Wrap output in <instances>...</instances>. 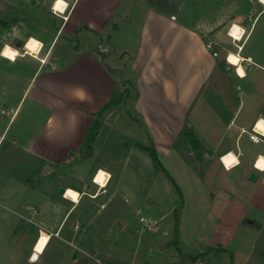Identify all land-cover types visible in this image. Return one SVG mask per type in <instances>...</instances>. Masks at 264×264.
Returning a JSON list of instances; mask_svg holds the SVG:
<instances>
[{
	"label": "crops",
	"instance_id": "obj_1",
	"mask_svg": "<svg viewBox=\"0 0 264 264\" xmlns=\"http://www.w3.org/2000/svg\"><path fill=\"white\" fill-rule=\"evenodd\" d=\"M44 1L40 0V3ZM122 1L124 0H64L67 6L63 13H58L53 9V0L51 10L59 15L62 23L59 31L49 41L46 53L39 59L29 56L37 60V66L28 69V75L22 72L17 75L0 71V79L3 77L10 86L14 83L24 84L18 101L9 105L7 112L0 110V115L6 117L4 121L0 120V148L7 144L4 146L6 151L0 156V164L9 151L19 154L23 159L31 160L37 166L34 171L36 183L39 182L38 179L42 180L40 173L49 168L48 172L50 175L54 174L53 180L56 182L52 189L53 194L57 186L72 189L78 194L84 190V185L85 190L89 189L87 183L90 166L86 165L85 161L73 164V157L80 149L93 115L107 102L113 88L121 81L119 74L114 73L120 72L121 69L115 64L113 66V63L109 64L110 60H106V63L102 61L101 52L103 53L104 49L101 50L97 45V51H89L83 43H78L75 49H71L64 38L69 39L76 29L82 28L86 33L99 37L102 34L103 38L116 39L117 35L119 36V28L113 24L114 28L109 30L108 26L111 19L118 15V7ZM212 1L217 6L223 5V8L215 12L212 20L206 25H187L177 21L175 14L181 5L174 11L175 14L167 16L163 11L160 13L142 4L141 26L134 49L129 51L127 47H113V51L116 53L114 55H129L127 61L135 78L126 80H132L138 93L136 114L154 144L156 156H177L180 165L186 167L192 176L198 173L196 179H203V176L208 174L216 175L224 186V203L232 208V218L227 221L233 222L234 226L228 222L219 227L220 237H217L216 242L192 252L191 249L189 252L182 249L179 253L187 255L190 259H197L200 264L201 258L207 264H247L259 237V230L264 226V171L255 167L258 158L264 157V139L263 142L254 144L240 131L249 132L260 119L264 121V113L258 110L261 101L264 102V95L262 93L257 100L251 99L249 105L252 109L248 113H245V110L244 114H241V104L232 106L227 96L231 70L226 74L222 73L218 53L212 46L218 47V31L229 24L243 30L242 38L236 43L238 51L236 47L234 50L242 60L241 67L247 73L245 64H252V61L249 56H241V53L249 39L252 24L260 13L246 28L241 21V15L233 14L241 12L239 5L245 1L247 5L252 6V0ZM256 3L261 4L257 0ZM64 13L66 16H63ZM118 16L123 14L119 12ZM120 22L130 23L131 20L120 19ZM204 35L210 36V51L204 48ZM57 37H64L62 41L65 46L55 53L59 39ZM43 46L41 43V49ZM212 52L217 54L215 58L212 57ZM229 66L230 69L234 68ZM233 70L238 81L246 79L247 75L241 79L237 76L235 68ZM23 77L26 79L23 80ZM24 97L30 98L26 112L22 111L24 101H21ZM18 117L19 126L8 137V131ZM185 129L190 130L200 145L198 163H187L180 153L173 150V143ZM132 153L141 155L137 151L130 152L127 159ZM229 153L239 163L227 169L222 160L219 161V157ZM99 171L105 173L102 170L97 173ZM251 171L257 175L254 183L246 180ZM95 176L93 183L103 188L105 185L94 181ZM65 178L66 182L71 183H66ZM63 182L68 185H62ZM36 183L31 184L0 167L1 216L6 219L7 213L9 216L12 214L19 221L32 225L36 229V237L42 231L49 234L59 233L71 212L57 203L51 192L40 190ZM1 204L9 205L10 209L2 207ZM49 207L52 209L48 211ZM44 212L53 216L50 217L53 224L49 226L54 228L53 231L46 228L47 223L43 221ZM237 233H240L239 237L244 240L248 239L246 248H249L244 251L243 257L242 252L225 245V241L232 242V237ZM48 236L50 238L51 235ZM31 246L28 250L33 252V245ZM30 254L25 257V264L31 263Z\"/></svg>",
	"mask_w": 264,
	"mask_h": 264
},
{
	"label": "rangeland",
	"instance_id": "obj_2",
	"mask_svg": "<svg viewBox=\"0 0 264 264\" xmlns=\"http://www.w3.org/2000/svg\"><path fill=\"white\" fill-rule=\"evenodd\" d=\"M52 1L45 0L40 3V0H0V53L5 46L19 52L15 62H10L0 55L2 73L18 75L22 72L28 75V69L37 66V60L23 56V45L27 37H33L44 44L42 49L40 47L41 50L36 58L39 59L46 53L49 41L59 31L62 23L59 15L51 10ZM137 1H122L118 7V15L120 12L123 16L116 15L111 19L109 30L114 28L113 24L119 28V36L117 35L116 39L103 38L102 34L99 37L86 33L82 28L76 29L77 34L74 33L69 39L57 37L59 39L55 46V53L65 46L63 38L67 40L71 49H75L78 43L86 44L89 51H97V45L101 50L104 49L105 51L101 52L102 61L106 63V60H110L109 64L113 63V66L115 64L121 69V73L118 71L114 73L119 74L121 81L116 87H119L124 99L117 108L99 118V129L90 147V157L84 159V149L78 151L73 157V164L85 161V164L90 166L87 183L89 189L85 190L86 185H84L77 203L53 194L52 189L56 184L53 180L54 174L40 173L42 180L38 179L39 182L36 183L34 171L37 166L31 160L23 159L19 154L9 151L0 167L31 184L36 183L45 193L51 192L55 201L70 211L71 215L59 233L49 234L42 231L36 237L34 234L36 229L32 225L23 223L12 214L9 216L8 213V217L4 219L0 212V264H25V257L31 253L28 247L35 244L41 233L51 235L50 241L38 260L30 264H200L197 261L191 263L179 253V250L185 249L189 252L191 249L190 252H192L205 248L220 237L219 227L228 222L234 226L233 222L227 221L232 218V208L224 203L225 193L222 190L224 186L216 175L208 174L203 176V179H196L198 173L192 176L186 167L180 165L177 156L170 158L156 156L158 163L170 177L168 179L165 174L157 171L146 154L138 149V145L154 149V144L140 117L136 114L135 103L138 93L132 83L135 74L130 71L131 65L127 61L129 55L124 53L120 56L114 55L116 53L113 51V47L117 49L127 47L129 51L134 49L141 26V5L149 7L148 1L153 4L150 7L160 13L163 11L167 16L175 14L174 11L181 5L175 14L176 19L187 25L194 23L206 25L212 20L215 12L223 8L221 7L223 5L217 6L212 0ZM246 2L239 5L241 12L233 16L241 15V21L248 28L253 18L260 13L252 24L249 39L241 53V56H249L253 65L245 64L248 74L243 81L236 79L234 68L231 67L229 73L231 82L227 87L228 101L232 106L241 104V114H244L245 110V113H248L252 109L249 105L251 99L257 100L262 93L264 95V10H261L264 8L258 5L256 0L251 1L252 6L247 5ZM63 16H66V13ZM120 19L131 20V22L121 23ZM230 26L232 25L229 24L228 27L218 31L216 39L218 47L211 42L213 50L218 53V61L229 53L237 54L231 40L226 36ZM208 35L202 37L205 43H203L204 48L206 44L210 45ZM15 42L20 43L19 48L14 46ZM236 43L238 42H235V45ZM21 55L23 57H20ZM110 72L113 73L112 70ZM222 73L227 72L222 70ZM25 79L26 77H23V80ZM23 85V83H14L10 86L3 77L0 79V110L7 112L9 105L18 101ZM29 99L24 97L21 101V103L24 101L23 112L28 110ZM258 110L264 113L263 100ZM4 119L6 117L0 115V120L4 121ZM18 122L19 117L10 127L8 137L16 131ZM184 133L185 131L181 134ZM177 140L172 147L174 151L180 153L184 161L200 162L197 150L192 151L187 147L177 151L175 147ZM6 145L5 143L4 146ZM4 146L0 148V156L6 151ZM136 151L141 155L132 153L127 159L130 152ZM187 158L193 161L188 162ZM98 170L104 171L109 176L103 188L93 183ZM66 180L67 178L65 182ZM65 182L62 185H68ZM115 189L116 193H114ZM1 206L10 209L9 205L1 204ZM51 209L49 207L48 211ZM50 217H53L51 213H43V221L47 223L46 228L53 231L54 228L49 227L53 224ZM140 218L143 223L138 222ZM175 221L177 230L173 236L172 226ZM239 234L232 237V242L225 241V245L231 249L236 248L242 252L243 257L244 251L249 248H246L248 239L244 240L243 237H239ZM258 236L247 264H264V226L259 230ZM241 239L243 241H240ZM173 240L176 243L175 246L171 245ZM168 250H170L169 253ZM83 258L85 262H80ZM226 258L229 259L228 256ZM199 260L202 261L201 264H207L202 258Z\"/></svg>",
	"mask_w": 264,
	"mask_h": 264
},
{
	"label": "trees",
	"instance_id": "obj_3",
	"mask_svg": "<svg viewBox=\"0 0 264 264\" xmlns=\"http://www.w3.org/2000/svg\"><path fill=\"white\" fill-rule=\"evenodd\" d=\"M148 4L150 6H153V4L148 1ZM157 8V6H154ZM128 84V83H127ZM129 85V84H128ZM124 97L123 94L121 92V90H119V87H114L112 92L110 93V96L107 100V102L93 115V120L86 132V135L83 139V142L80 146L79 151L82 149H84L85 151V156L84 159L89 158L91 155V144L94 141V137L99 129V118L109 114L111 111H113L115 108H117L119 106V104L122 103ZM185 133L181 134L180 138L177 140V142L175 143V147L177 149V151H181L187 147H189L190 150L194 151L197 150L198 153L201 151L200 149V145L198 144V142L193 138V136L190 134V130L185 129L184 130ZM183 133V132H182ZM138 149L140 151H142L144 154H146L148 160L150 161L151 165L157 170L160 171L161 173L165 174V176H167L168 179H170V177L167 175V173L164 171V169L160 166V164L157 161L156 158V154L155 151L152 147H145L142 145H138ZM197 153V156H198ZM196 156V157H197ZM188 162H192L193 159L187 158ZM174 187L176 188V186L174 185ZM172 233L173 236H175L176 234V230H177V225H176V221L174 222L173 226H172ZM173 243L171 244L172 246H175V241H172ZM186 259H188V261H190L191 263H195V261L197 259H190L187 255H184Z\"/></svg>",
	"mask_w": 264,
	"mask_h": 264
},
{
	"label": "bare ground",
	"instance_id": "obj_4",
	"mask_svg": "<svg viewBox=\"0 0 264 264\" xmlns=\"http://www.w3.org/2000/svg\"><path fill=\"white\" fill-rule=\"evenodd\" d=\"M58 3H59V7H58ZM260 3L262 5H264V0H260ZM66 3L63 2L60 3V0H55L54 4H53V9L58 12V13H63L64 10H65V7H66ZM229 35L232 36L234 38V40H237L239 39V35H240V30L237 28V26H233L232 29L230 30L229 32ZM40 43L34 39V38H28L26 40V42L24 43L23 45V50H24V55H27V56H31L34 58V56L36 57L38 52L40 51ZM240 50V49H239ZM5 51H8L9 52V55L12 54V51H16L15 49H12L10 48L9 46H6L4 47L3 52ZM229 55H232L233 57H237L238 58V63L236 65H231L235 68V71L237 69V67H241L240 63H241V59L239 58V56L237 55H234V54H229ZM228 55V56H229ZM3 58L7 59V60H10L9 58L1 55ZM19 55H17L15 57V59L18 57ZM22 56V55H21ZM227 56V58H228ZM11 61V60H10ZM228 63V62H227ZM237 73V72H236ZM254 130L259 132V133H264V121L262 119H260L254 126ZM231 158H234V162H229L231 160ZM222 163L224 164L225 168L227 169H230L231 167H233L235 164H236V159L235 157L229 153V154H226L224 155L222 158ZM107 180V174L99 171L96 176H95V179L94 181L100 185H106V181ZM66 190V188H65ZM65 190L63 192V194L61 196H63L65 198ZM73 194H76V192L74 191ZM66 200L70 201V202H73L71 197L69 198H65ZM77 200H78V197H77ZM49 236L45 233H41L37 239V241L35 242V244L33 245V252H31L30 254V257H29V261L31 263H35L38 258H39V254L43 253V251L45 250L47 244H48V241H49ZM41 248L40 251H37V248Z\"/></svg>",
	"mask_w": 264,
	"mask_h": 264
},
{
	"label": "clouds",
	"instance_id": "obj_5",
	"mask_svg": "<svg viewBox=\"0 0 264 264\" xmlns=\"http://www.w3.org/2000/svg\"><path fill=\"white\" fill-rule=\"evenodd\" d=\"M7 48V46H6ZM5 53H9L8 51H5L3 53H0V55H3L7 58H9L12 62H15V57L17 55H19V52L18 51H12V54L11 55H6ZM227 62L229 65H236L238 63V58L237 57H233L232 55H229L228 58H227ZM236 72H237V76L241 79H243L247 73L244 71V69L242 67H237L236 69ZM236 163L238 164L239 161L237 160ZM256 169L259 170V171H264V157H259L258 160H257V163L255 165ZM74 193V190L72 189H66L65 190V198H69L71 197L72 201L74 203H77L78 200H77V197L79 196L78 193H76V199H73L72 198V194Z\"/></svg>",
	"mask_w": 264,
	"mask_h": 264
},
{
	"label": "built area",
	"instance_id": "obj_6",
	"mask_svg": "<svg viewBox=\"0 0 264 264\" xmlns=\"http://www.w3.org/2000/svg\"><path fill=\"white\" fill-rule=\"evenodd\" d=\"M257 2L260 4V0H257ZM260 5H261V4H260ZM261 6L264 8V5H261ZM232 27H233V26H230V27H229V29H228V31H227V33H226V36L231 40V43H232L233 47H236V49H237V51H238V46L235 45V42H239L240 39L242 38V36H243L244 33H243V30H241L239 27H237V28L240 30V35H239V39L234 40V38H233L232 36L229 35V32H230V30L232 29ZM205 49L208 50V51H210V50H211V46H210L209 44H206V45H205ZM211 55H212V57H214V58L217 56V54H216L215 52H212ZM226 56H227V55H226ZM226 56H225V58H224L225 62L227 61V57H226ZM226 64L229 65L227 62H226ZM254 126H255V124L252 126V128L250 129L249 132H245V131L242 130V131H240V133H241V134H245L250 142H252V143H254V144H258V143L263 142V139H264V133H259V132L255 131V130H254ZM220 159H221V158L219 157V161H220ZM108 178H109V176L107 175V180H106V181H108ZM138 222H139V223H143V220L140 218V219L138 220ZM55 235H56V234H55Z\"/></svg>",
	"mask_w": 264,
	"mask_h": 264
},
{
	"label": "water",
	"instance_id": "obj_7",
	"mask_svg": "<svg viewBox=\"0 0 264 264\" xmlns=\"http://www.w3.org/2000/svg\"><path fill=\"white\" fill-rule=\"evenodd\" d=\"M14 46H15L16 48H19V47H20V43L15 42ZM219 65H220L221 69H222L224 72H228V71L230 70V66L226 64V62H225L224 59H221V60L219 61ZM48 171H49V168H45V170H43V173L48 172ZM256 179H257V175H256V173H254V172H252V171L249 172V173L247 174V176H246V180H247L248 182H250V183H254V182L256 181ZM64 190H65L64 187H62V186H57V187L55 188V194H56L57 196L60 197V196L63 194ZM80 262H85V259H84V258L81 259Z\"/></svg>",
	"mask_w": 264,
	"mask_h": 264
},
{
	"label": "snow or ice",
	"instance_id": "obj_8",
	"mask_svg": "<svg viewBox=\"0 0 264 264\" xmlns=\"http://www.w3.org/2000/svg\"><path fill=\"white\" fill-rule=\"evenodd\" d=\"M63 2V0H60V3H62ZM58 7H59V3H58ZM6 55H9V53H5ZM229 162H234V158H231V160L229 161ZM72 198L73 199H76V195L75 194H72ZM41 250V248H37V251H40Z\"/></svg>",
	"mask_w": 264,
	"mask_h": 264
}]
</instances>
